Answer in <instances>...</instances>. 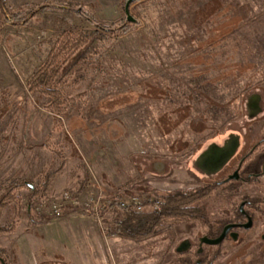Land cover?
<instances>
[{
    "label": "rangeland",
    "instance_id": "1",
    "mask_svg": "<svg viewBox=\"0 0 264 264\" xmlns=\"http://www.w3.org/2000/svg\"><path fill=\"white\" fill-rule=\"evenodd\" d=\"M68 1L80 3L104 25L128 22L131 27L85 53L84 66L74 73L82 75L81 80L73 83L69 78L66 110L58 118L43 107L47 97L29 90L27 80L46 59L55 34L97 30L60 8ZM43 2L45 10L26 23H14L13 12ZM125 2L2 0L6 16L0 17V196L18 188L15 199L0 209V223L32 225L29 193L22 184L41 185L45 173L67 159L82 171L83 187L92 172L103 186L124 182L115 194L143 200L205 188L211 193L199 203L201 209H234L233 194L225 200L219 188L208 184L213 175L200 172L194 177L186 169L189 156L213 136L232 131L242 137L243 130L251 129L246 99L256 78L264 80V0H133L129 14L134 22L126 20ZM157 162L163 170L156 169ZM43 196L55 195L48 191L36 200V219L48 217L35 211ZM156 211L144 200L134 214L113 208L101 215L109 235L119 233L134 244L133 261L146 259L133 264H159L171 256L161 236L166 223H154L146 237L138 234ZM115 220L122 223L117 232ZM5 247L0 240L8 264H15L13 244Z\"/></svg>",
    "mask_w": 264,
    "mask_h": 264
},
{
    "label": "flooded vegetation",
    "instance_id": "2",
    "mask_svg": "<svg viewBox=\"0 0 264 264\" xmlns=\"http://www.w3.org/2000/svg\"><path fill=\"white\" fill-rule=\"evenodd\" d=\"M246 103L251 129L242 137L232 131L213 136L189 156L186 169L194 177L213 175L208 184L219 188L224 199L233 194L234 209L163 216L160 221L167 226L161 236L171 256L159 264H264V80L257 77L252 83ZM154 166L161 170L163 164ZM207 191L202 201L210 196Z\"/></svg>",
    "mask_w": 264,
    "mask_h": 264
},
{
    "label": "trees",
    "instance_id": "3",
    "mask_svg": "<svg viewBox=\"0 0 264 264\" xmlns=\"http://www.w3.org/2000/svg\"><path fill=\"white\" fill-rule=\"evenodd\" d=\"M48 2V1H47ZM50 2V1H49ZM45 2L31 6L25 12H13L12 16L14 23H26L28 17H34L39 11L46 9ZM60 8L67 12H72L82 19L90 22L97 30L83 31V30H62L59 34H55L50 40V48L48 50L46 59L31 73L27 80L29 90L37 92L40 95L47 97V101L43 104V107L52 113L55 117L60 118L64 115L66 110V104L68 100V94L66 91V85L70 81L77 83L81 80L80 74L75 77V71L82 68L85 62V53L90 48H95L97 42H103L107 38L117 39L120 35L125 34L131 27L130 23L104 25L100 22L93 12L85 10L80 3L66 2L61 4ZM6 16V9L0 0V17ZM101 32H98L100 31ZM59 120H56V123ZM56 126V124H54ZM63 166V162L54 170L45 173L44 179L39 186H30L26 183L22 186L28 189V201L27 211L29 214L30 223L36 225L51 221L55 219L51 216L35 218L33 212V204L40 196L46 194L49 191L50 185L54 177L60 172ZM18 188L13 186L8 189L4 194L0 196V209L4 208L11 200L15 199L14 190ZM209 194L205 188H198L192 191H176L172 193H164L159 200L160 209L150 214L148 221L138 229V234L142 237H146L150 232V228L154 223L160 221L163 216H166L175 211H193L200 210L199 203L202 199ZM129 214H134L132 209H124ZM115 229L121 228V222L114 221ZM17 222L11 221L6 223H0V234L9 233L14 231ZM0 259L8 264V258L5 257L3 251L0 250Z\"/></svg>",
    "mask_w": 264,
    "mask_h": 264
},
{
    "label": "crops",
    "instance_id": "4",
    "mask_svg": "<svg viewBox=\"0 0 264 264\" xmlns=\"http://www.w3.org/2000/svg\"><path fill=\"white\" fill-rule=\"evenodd\" d=\"M77 121L79 120H70ZM73 154L74 152H70L68 156ZM82 180V171L74 169L73 161L67 159L54 177L49 191L54 195H59L64 190L78 191L83 188ZM122 183L124 184L119 181L107 182L108 185L104 184V188L107 192L116 193ZM113 208L119 209L113 204L106 211L107 214ZM103 220V216L98 222L92 217L74 214L69 209L63 216L42 224L24 227L16 225L13 232L0 235V240L5 248L9 243L13 244L15 264H111L112 261L116 264H133L146 260L141 258L133 261L130 251H134V244L119 233L109 235Z\"/></svg>",
    "mask_w": 264,
    "mask_h": 264
},
{
    "label": "built area",
    "instance_id": "5",
    "mask_svg": "<svg viewBox=\"0 0 264 264\" xmlns=\"http://www.w3.org/2000/svg\"><path fill=\"white\" fill-rule=\"evenodd\" d=\"M88 169L91 172L89 167ZM91 177L90 182L82 190H64L59 195L43 196V200L35 204V211L58 218L63 216L67 210L72 209L74 214L89 216L100 222L102 213L113 204L121 209L140 211L145 200L151 203L155 210L160 209L159 200L154 197L147 196L143 200L138 195L109 193L92 172Z\"/></svg>",
    "mask_w": 264,
    "mask_h": 264
},
{
    "label": "water",
    "instance_id": "6",
    "mask_svg": "<svg viewBox=\"0 0 264 264\" xmlns=\"http://www.w3.org/2000/svg\"><path fill=\"white\" fill-rule=\"evenodd\" d=\"M132 1L133 0H126L125 5H124V12L126 14V20H128L130 22L135 21V19L129 14V5ZM235 149H236V146L232 147V150L230 151V154L227 157H229L231 155V153L234 152Z\"/></svg>",
    "mask_w": 264,
    "mask_h": 264
}]
</instances>
